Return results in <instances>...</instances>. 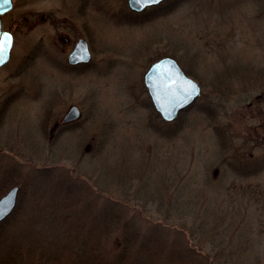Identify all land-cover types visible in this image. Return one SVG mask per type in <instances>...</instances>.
Wrapping results in <instances>:
<instances>
[{
  "label": "rangeland",
  "instance_id": "obj_1",
  "mask_svg": "<svg viewBox=\"0 0 264 264\" xmlns=\"http://www.w3.org/2000/svg\"><path fill=\"white\" fill-rule=\"evenodd\" d=\"M153 7L28 0L15 10L32 22L0 66V197L19 186L0 221V264L19 245L42 244L49 258L81 250L107 205L129 221L133 248L156 254L151 264H264V0ZM78 37L92 61L70 68ZM163 55L201 86L170 121L144 81ZM73 105L78 117L64 121ZM75 207L92 212L64 220ZM114 227L111 253L124 236Z\"/></svg>",
  "mask_w": 264,
  "mask_h": 264
},
{
  "label": "water",
  "instance_id": "obj_2",
  "mask_svg": "<svg viewBox=\"0 0 264 264\" xmlns=\"http://www.w3.org/2000/svg\"><path fill=\"white\" fill-rule=\"evenodd\" d=\"M162 1L164 0H160V3ZM128 5L134 11H143L149 7L139 8L132 4L131 0H128ZM1 33L3 31L1 30L0 22ZM11 43L7 46L6 51L0 54V66L5 64L9 59ZM90 58L91 52L87 40L84 38L78 39L69 55V61L71 63L86 62ZM144 81L155 108L166 120L176 119L180 111L190 107L201 90L199 83L181 68L174 57L169 55L161 56L149 65L144 74ZM78 115L79 109L76 105H73L65 114L64 120L74 119ZM18 191L19 186L14 185L0 197V201L5 198L8 200L3 214H0V221L7 217L14 209Z\"/></svg>",
  "mask_w": 264,
  "mask_h": 264
},
{
  "label": "trees",
  "instance_id": "obj_3",
  "mask_svg": "<svg viewBox=\"0 0 264 264\" xmlns=\"http://www.w3.org/2000/svg\"><path fill=\"white\" fill-rule=\"evenodd\" d=\"M175 1L176 0H167L153 8L165 10V8L174 4ZM7 105V101L1 103L0 108L2 111L8 107ZM75 208L76 210H74ZM75 208L73 209L74 211L70 210V212L72 211L70 213L71 215H66L64 220H67L69 216H80L87 212H92L90 207ZM96 213L102 216L98 221L100 224L98 231L101 232L98 236L94 237L90 245H88L86 240L83 239V244H85L81 247V250H75L67 254L66 250L58 248L49 258L46 254V247L42 244L37 245V248L39 249L38 251L36 250L37 253H34L36 244L32 245L30 247L31 249L29 248L27 252H24L23 247L19 245L11 254L4 256L5 261L10 264H78L76 261H80V264H151L153 258L156 257V254L149 252L148 247L145 249L133 248L135 247L136 238L130 233L131 228L129 226V221H123L122 218H120L121 214L119 211L115 210L113 205H107ZM119 223L123 224L124 230V236L121 240V248L118 252L111 253L107 250V240L112 236L111 233L115 228L114 225ZM79 224L83 227V224H86V221H80ZM36 255L38 259L34 261V256Z\"/></svg>",
  "mask_w": 264,
  "mask_h": 264
},
{
  "label": "flooded vegetation",
  "instance_id": "obj_4",
  "mask_svg": "<svg viewBox=\"0 0 264 264\" xmlns=\"http://www.w3.org/2000/svg\"><path fill=\"white\" fill-rule=\"evenodd\" d=\"M28 0H8V3H5L4 0H0V22H1V30L3 31V33L0 34V41L2 39H4V35L7 33L10 37H11V40H12V43H11V48H10V55H9V59L8 61L11 60V56H12V53H13V49L15 47V44H16V29L19 27V25L21 24V22H24V21H29L32 22V19H31V16H27V15H23L22 17H15L16 15H14L15 13V10L20 7V3H26ZM21 12V11H20ZM30 14H33V12H31ZM81 37H78L76 40H75V44L72 48V50L74 49L75 45H76V42L78 39H80ZM64 39L67 41L68 40V37H64ZM87 40V39H86ZM88 42V47H89V50L91 52V58L90 60L88 61H79V62H76V63H71L69 61V55L71 53V51L68 53L67 55V58H66V63L67 65L70 67V68H75V67H84L86 65H88L91 61H92V49H91V45L89 43V41L87 40ZM7 61V62H8ZM75 119V118H74ZM70 121V120H69Z\"/></svg>",
  "mask_w": 264,
  "mask_h": 264
},
{
  "label": "snow or ice",
  "instance_id": "obj_5",
  "mask_svg": "<svg viewBox=\"0 0 264 264\" xmlns=\"http://www.w3.org/2000/svg\"><path fill=\"white\" fill-rule=\"evenodd\" d=\"M5 3H8V0H4ZM131 3L136 5L139 8L156 5L160 3V0H131ZM6 42V43H5ZM11 43V37L6 33L4 35V40L0 41V54L6 51L7 46ZM7 198L0 201V214H3L4 208L7 205Z\"/></svg>",
  "mask_w": 264,
  "mask_h": 264
}]
</instances>
